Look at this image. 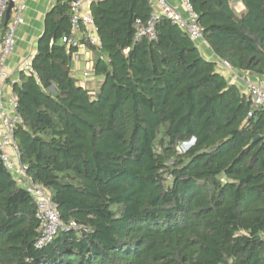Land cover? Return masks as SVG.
Returning <instances> with one entry per match:
<instances>
[{"label":"trees","instance_id":"obj_1","mask_svg":"<svg viewBox=\"0 0 264 264\" xmlns=\"http://www.w3.org/2000/svg\"><path fill=\"white\" fill-rule=\"evenodd\" d=\"M73 1L46 14L13 92L21 163L81 229L37 248V205L0 161V264H264V110L169 19L136 39L149 0L91 5L102 56L83 85ZM190 1L215 54L264 75V0Z\"/></svg>","mask_w":264,"mask_h":264},{"label":"built area","instance_id":"obj_2","mask_svg":"<svg viewBox=\"0 0 264 264\" xmlns=\"http://www.w3.org/2000/svg\"><path fill=\"white\" fill-rule=\"evenodd\" d=\"M11 1L0 0V101L3 98L5 82L8 79L7 60L15 48L18 28L25 22L24 10L27 0H13L15 5L11 11L7 28L5 33L1 32ZM97 1L100 0L73 1L71 7L72 35L63 39V42L77 48V51L72 55L75 66L78 63L85 64V68L82 70L84 79H81L83 85H86L87 80L95 72L96 56H102L103 40L91 13V5ZM149 4L152 8L151 16L147 22L137 20L136 39L145 36L150 39L156 38L155 25L162 17L180 26L193 41L204 39L203 29L199 23V14L190 0H181L180 6H175L168 0H149ZM22 71L26 73L33 71L32 58L25 61ZM243 77L247 83V94L250 101L254 107L264 110V75H259L256 80L248 78L244 74ZM9 100L10 109L3 107L0 111V120L3 126L0 135V161L32 195L37 205V217L42 223V233L36 246L42 249L53 240L59 231L79 230L81 227L75 221L65 222L61 219L50 192L42 184L35 182L28 174L27 166L21 163L20 149L15 135L17 127L24 125V121L17 111L18 98L14 92L11 93Z\"/></svg>","mask_w":264,"mask_h":264},{"label":"crops","instance_id":"obj_3","mask_svg":"<svg viewBox=\"0 0 264 264\" xmlns=\"http://www.w3.org/2000/svg\"><path fill=\"white\" fill-rule=\"evenodd\" d=\"M175 6L181 5V0H168ZM56 0H27L26 8L24 10L25 22L18 28L16 35V45L13 52L10 54L7 60V74L8 79L5 82L4 95L0 101L1 109H10L9 97L13 92V84L19 83L21 80L22 65L29 58L35 56L37 52L38 39L44 32L45 17L51 7L54 5ZM243 8V6L241 5ZM181 10H183L181 8ZM2 32V30H1ZM202 55L215 63L220 68L221 73L224 74L232 84H236L241 90L247 93V83L245 77L258 79L259 75L250 72H240L227 66L212 50L210 45L205 39L198 40L196 42ZM3 131L2 122L0 120V135Z\"/></svg>","mask_w":264,"mask_h":264},{"label":"rangeland","instance_id":"obj_4","mask_svg":"<svg viewBox=\"0 0 264 264\" xmlns=\"http://www.w3.org/2000/svg\"><path fill=\"white\" fill-rule=\"evenodd\" d=\"M236 7H237L238 10H241L242 9L241 5H236ZM84 68H85V64L84 63H78L76 65V71H74V75H75V77L77 79H84L83 78V75H82V73H83L82 70H84ZM218 69H219V71L221 70L220 68H218ZM187 146L188 145L185 144L182 148L185 149Z\"/></svg>","mask_w":264,"mask_h":264},{"label":"water","instance_id":"obj_5","mask_svg":"<svg viewBox=\"0 0 264 264\" xmlns=\"http://www.w3.org/2000/svg\"><path fill=\"white\" fill-rule=\"evenodd\" d=\"M14 5H15V2L12 0L10 2L9 6H8V9H7V12H6L5 24H7L8 21H9L10 14H11V11H12Z\"/></svg>","mask_w":264,"mask_h":264}]
</instances>
